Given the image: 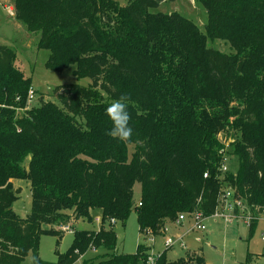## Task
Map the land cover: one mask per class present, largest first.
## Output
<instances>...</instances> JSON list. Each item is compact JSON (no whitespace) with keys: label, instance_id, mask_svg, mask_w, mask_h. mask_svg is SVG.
I'll return each mask as SVG.
<instances>
[{"label":"trees","instance_id":"16d2710c","mask_svg":"<svg viewBox=\"0 0 264 264\" xmlns=\"http://www.w3.org/2000/svg\"><path fill=\"white\" fill-rule=\"evenodd\" d=\"M167 1L14 0L15 20L50 51L46 68L76 66L75 77L91 84L56 87V103L43 97L18 114L32 80L16 67L15 50L0 46V264H22L31 253L36 264H54L39 257L41 236L61 237L59 228L92 222L97 211L101 229L74 232L56 264L97 250L104 254L83 264H206L201 251L172 262L173 248L153 256L143 244L115 254L111 221L125 226L135 210L140 236L157 238L181 215L211 218L229 191L244 215L264 210V0H197L205 33L178 13L152 12ZM214 41L232 52L210 48ZM122 93L130 97L129 143L106 135L105 109ZM227 156L237 158L236 174L222 171ZM15 181L30 184L26 218L13 210Z\"/></svg>","mask_w":264,"mask_h":264},{"label":"rangeland","instance_id":"374dc122","mask_svg":"<svg viewBox=\"0 0 264 264\" xmlns=\"http://www.w3.org/2000/svg\"><path fill=\"white\" fill-rule=\"evenodd\" d=\"M119 5L125 6L129 0H116ZM9 7L14 8V0H0V46H7L16 52V67L31 78V86L36 93L31 107L40 105L41 98L56 103L52 97L56 87L78 84L82 87H89L91 81L88 79L78 80L75 77L76 66H71L62 73H56L46 68L50 57V51L38 47L40 36L29 33L25 26L13 17L8 11ZM153 13L172 14L178 13L193 21L201 32L205 33L208 23L207 11L197 0H172L162 3ZM210 48H215L223 53H230L232 50L221 41L209 42ZM23 114V113H22ZM228 143L226 144L228 151ZM133 149L130 148V153ZM228 169L236 174L239 162L234 156H227ZM16 188L21 189L19 198L13 205L14 212L21 218H26L32 209V196L30 184L27 181H15ZM142 196L141 184L136 183L133 191V200L136 206L139 205ZM93 221L79 220L72 225V234L62 233L61 237L43 234L39 241V257L41 260L56 264L59 255L65 254L72 246L74 232L96 231L101 228L102 223L96 219L100 213L93 212ZM112 224V223H111ZM193 223L187 220L181 227L173 229L164 236L143 238L140 236L137 212L132 211L126 225L121 223L112 224L117 235L115 254L132 255L137 252L138 246L143 244L149 248V253L157 256L166 249L165 240L167 236L174 239L186 233ZM206 231H191L183 239L186 249L176 245L168 252L169 261H177L184 257L187 252L201 251L206 264H264V221L257 223L253 232L250 231L247 220L238 218L231 221L210 218L205 223ZM46 228V227H44ZM104 253L100 250L88 252L78 264L101 257ZM31 253L22 264H31ZM249 258H251L249 260Z\"/></svg>","mask_w":264,"mask_h":264},{"label":"built area","instance_id":"2783aa9c","mask_svg":"<svg viewBox=\"0 0 264 264\" xmlns=\"http://www.w3.org/2000/svg\"><path fill=\"white\" fill-rule=\"evenodd\" d=\"M35 96H36L35 91L33 90V88H30V90L28 91V96H27L28 99H27L26 107L17 108L16 109L17 113L19 114V113L29 110L31 108V104L34 102ZM222 171L223 172L228 171L226 159L224 160ZM204 177L207 178V175H205ZM232 194L233 193L229 191L220 196V199H219L220 206L218 208V211L211 218H216L218 220H225V221H231L234 219L242 218V219L247 220L248 224H250V222L252 221H257V222L262 221V220L264 221V210H262L260 213L256 215H251L250 213H248L247 215H244L245 207H243L242 202H235L232 199ZM235 207L238 208L237 213L235 212ZM209 219L210 218H205L201 213H195L194 215H190V216L189 215L179 216L177 222L175 223L176 225H181L187 220H190L193 223V225L186 233H184L182 236L176 239H174L173 237L167 236L165 240L166 249L174 248L178 244L180 245L181 248L185 249L183 239L186 236V234H188L191 231H199V232L206 231L205 223ZM96 222L101 223V218L100 217L97 218ZM111 223L114 224L115 222L112 220ZM62 230L64 233L72 234V229L70 226L63 227ZM168 232L169 230L166 228L165 235L168 234ZM150 237H151V234H150ZM153 240H154L153 237H151V242H153ZM148 263L154 264L153 258H149Z\"/></svg>","mask_w":264,"mask_h":264},{"label":"clouds","instance_id":"9594fccd","mask_svg":"<svg viewBox=\"0 0 264 264\" xmlns=\"http://www.w3.org/2000/svg\"><path fill=\"white\" fill-rule=\"evenodd\" d=\"M130 97L127 93H122L105 109V115L111 122V128L106 131V135L120 142H132L134 129L130 126L131 116L128 112ZM31 264H36V257L32 258Z\"/></svg>","mask_w":264,"mask_h":264},{"label":"crops","instance_id":"0c3cea01","mask_svg":"<svg viewBox=\"0 0 264 264\" xmlns=\"http://www.w3.org/2000/svg\"><path fill=\"white\" fill-rule=\"evenodd\" d=\"M8 11L10 12V14L13 13V17H14V8L12 7H9ZM15 18V17H14ZM14 186H15V183L13 182ZM16 187V186H15ZM263 221V220H262ZM260 222V221H258ZM183 225V224H182ZM182 225H176V224H171V225H168L167 226V229L170 231H172L173 229H177V227H181ZM249 228H250V224H249Z\"/></svg>","mask_w":264,"mask_h":264}]
</instances>
